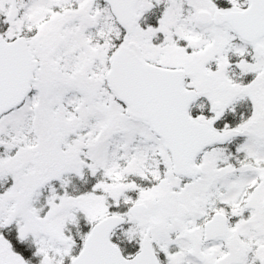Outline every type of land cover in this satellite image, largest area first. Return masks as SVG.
<instances>
[{
    "label": "snow or ice",
    "instance_id": "1",
    "mask_svg": "<svg viewBox=\"0 0 264 264\" xmlns=\"http://www.w3.org/2000/svg\"><path fill=\"white\" fill-rule=\"evenodd\" d=\"M0 264H264V0H0Z\"/></svg>",
    "mask_w": 264,
    "mask_h": 264
}]
</instances>
